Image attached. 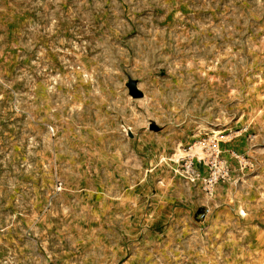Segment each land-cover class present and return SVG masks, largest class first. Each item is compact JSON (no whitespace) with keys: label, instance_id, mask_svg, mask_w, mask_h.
I'll use <instances>...</instances> for the list:
<instances>
[{"label":"rangeland","instance_id":"374dc122","mask_svg":"<svg viewBox=\"0 0 264 264\" xmlns=\"http://www.w3.org/2000/svg\"><path fill=\"white\" fill-rule=\"evenodd\" d=\"M0 264H264V0H0Z\"/></svg>","mask_w":264,"mask_h":264},{"label":"water","instance_id":"95a60500","mask_svg":"<svg viewBox=\"0 0 264 264\" xmlns=\"http://www.w3.org/2000/svg\"><path fill=\"white\" fill-rule=\"evenodd\" d=\"M128 89H129V93L131 96H133L134 98H140L144 95V93L138 88L137 85V80L130 78L128 79V82L126 83Z\"/></svg>","mask_w":264,"mask_h":264}]
</instances>
